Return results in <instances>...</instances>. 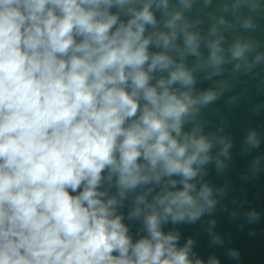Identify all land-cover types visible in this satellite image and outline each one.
I'll list each match as a JSON object with an SVG mask.
<instances>
[{"label":"clouds","instance_id":"9594fccd","mask_svg":"<svg viewBox=\"0 0 264 264\" xmlns=\"http://www.w3.org/2000/svg\"><path fill=\"white\" fill-rule=\"evenodd\" d=\"M191 27L169 0H0V264H219L165 231L215 207L202 177L229 148L195 122L218 93L194 90ZM206 46L218 72L220 39Z\"/></svg>","mask_w":264,"mask_h":264},{"label":"water","instance_id":"95a60500","mask_svg":"<svg viewBox=\"0 0 264 264\" xmlns=\"http://www.w3.org/2000/svg\"><path fill=\"white\" fill-rule=\"evenodd\" d=\"M169 2L191 24L190 30L204 38L200 58L184 57L193 70L195 92L218 93L213 102L200 108L195 122L205 134L223 139L229 148L228 154L222 155L223 145L215 144L213 160L205 165L202 177L213 189L215 207L194 223L168 224L165 231H178L181 245L192 239L195 256L205 262L214 256L219 264H264V59L255 61L258 53H264V0H191L190 8H183L179 0ZM156 16L159 20L161 13ZM245 21L250 26L245 27ZM213 27L217 29L214 34L210 31ZM209 39H220L224 50L225 62L218 72L204 63ZM237 41L251 46L246 61L231 58L230 49ZM177 43L182 46V37ZM253 131L259 141L256 147L247 141ZM217 158L223 165L220 168ZM129 208L130 201H125L121 209L125 216ZM252 212L256 219L250 218ZM125 223L135 239L139 222L126 219Z\"/></svg>","mask_w":264,"mask_h":264}]
</instances>
